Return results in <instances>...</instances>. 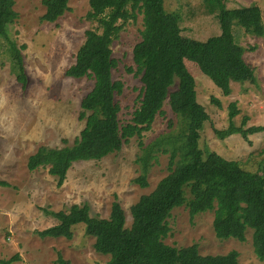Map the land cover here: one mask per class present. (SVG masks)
Instances as JSON below:
<instances>
[{
    "label": "trees",
    "instance_id": "16d2710c",
    "mask_svg": "<svg viewBox=\"0 0 264 264\" xmlns=\"http://www.w3.org/2000/svg\"><path fill=\"white\" fill-rule=\"evenodd\" d=\"M70 0H43L46 7L42 20L55 22L70 9ZM216 12L221 31L206 39L183 34L182 15L168 11L165 0H90L87 18L95 27L86 30V39L76 53L67 76L93 77V88L81 100L80 118L86 123L73 144L63 147L41 145L29 156V170L47 168L62 186L74 162L100 160L122 148L124 141L139 139L140 152L135 162L140 175L134 179L142 187L149 185L148 174L159 153L169 154L168 174L149 193L141 195L131 206L133 221L126 224V213L119 200L112 204L109 217L93 216L88 204H73L69 210L42 208L56 222L37 233L41 237H74V226L86 224V233L95 238L96 251L110 256L107 264H241L239 252L202 254L198 244L177 246L166 243L172 211L186 206L191 217L214 210V229L218 238L246 240L253 229L256 256L264 260V173L251 172L237 159H228L215 150L204 151L200 146L201 131L210 119L205 106L198 100L196 79L187 66L195 62L226 96L232 93V82L257 84V72L245 59L247 48L234 34V26L257 37H264L263 12L259 5L227 8L220 0H205ZM15 0H0V55L10 61L11 72L23 85L28 82L21 48L11 37V28L18 12ZM143 15L141 40L133 48L132 66L127 69L141 77L143 85L139 106L129 122L122 124L121 104L117 96L124 82L114 79L118 61L113 56V42L124 26ZM26 45H23L24 48ZM176 86H172L176 83ZM215 104L220 100L211 96ZM168 102L178 117L170 120V131L145 142L158 114H165ZM240 113L237 104L230 105V124L215 128L218 138L239 133L264 131V125L245 128L235 125L233 118ZM10 186L0 179V186ZM17 253L0 264H12ZM60 264H72L61 254Z\"/></svg>",
    "mask_w": 264,
    "mask_h": 264
},
{
    "label": "rangeland",
    "instance_id": "374dc122",
    "mask_svg": "<svg viewBox=\"0 0 264 264\" xmlns=\"http://www.w3.org/2000/svg\"><path fill=\"white\" fill-rule=\"evenodd\" d=\"M220 3L227 8L259 5L264 19V0ZM69 6L57 21L50 22L42 20L46 11L43 0H15L19 16L11 28V37L16 39L24 57L26 85L11 72L9 59L0 55V179L10 183L0 186V259L19 253L20 258L12 264H60V254L72 264H107L110 256L96 251L95 238L86 233L85 223L74 226L72 239L41 237L37 231L56 222L42 208L67 211L75 203L88 204L93 216L109 217L113 202L119 200L130 226L131 206L169 172V154L159 153L148 174L149 185L142 187L134 181L140 175L135 162L140 152L136 136L100 160L74 162L62 186L57 185V177L48 167L34 171L27 168L28 156L41 145L58 148L73 144L86 123L80 118L81 100L95 80L88 76L70 77L65 71L75 62L86 30L97 23L87 18L90 0H70ZM165 8L180 12L184 35L203 40L221 31L216 12L209 9L205 0H165ZM142 29L140 14L136 21L124 26L113 42V56L118 61L113 77L124 82V90L117 96L122 124L131 120L140 103L141 77L127 68L134 64L133 48L141 40ZM234 34L247 48L245 59L256 69L257 84L232 82V93L226 96L195 62L186 61L196 79L198 100L210 114L201 131L200 146L204 151L215 150L228 159H237L245 169L263 174L264 131L249 134L248 139L239 133L221 139L214 131L229 126L233 102L240 110L233 118L235 125L241 126L245 118V128L264 125V37L251 35L239 26H234ZM177 83L178 80L172 86ZM211 96L217 97L221 106ZM163 109L165 114H158L151 129L145 132L146 143L170 131V120L178 127V117L168 102ZM214 216V210H210L192 218L186 206L177 207L168 218L170 230L164 241L177 246L196 243L202 254L237 250L241 264H264L254 251L253 229L247 230L244 241L221 239L214 229Z\"/></svg>",
    "mask_w": 264,
    "mask_h": 264
},
{
    "label": "crops",
    "instance_id": "0c3cea01",
    "mask_svg": "<svg viewBox=\"0 0 264 264\" xmlns=\"http://www.w3.org/2000/svg\"><path fill=\"white\" fill-rule=\"evenodd\" d=\"M0 146H1V140H0ZM36 152V151H35ZM35 152H32L30 155H32V154H34ZM29 155V156H30ZM29 156H28V159H29ZM27 163H28V160H27ZM7 164H5V166H6ZM27 168H28V166H27ZM29 169V168H28ZM35 170H37V169H35ZM31 171V170H30ZM32 171H34V170H32Z\"/></svg>",
    "mask_w": 264,
    "mask_h": 264
},
{
    "label": "clouds",
    "instance_id": "9594fccd",
    "mask_svg": "<svg viewBox=\"0 0 264 264\" xmlns=\"http://www.w3.org/2000/svg\"><path fill=\"white\" fill-rule=\"evenodd\" d=\"M0 106H2V101H0Z\"/></svg>",
    "mask_w": 264,
    "mask_h": 264
}]
</instances>
